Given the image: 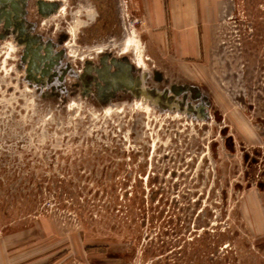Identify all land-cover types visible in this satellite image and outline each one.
I'll return each instance as SVG.
<instances>
[{"label":"rangeland","instance_id":"374dc122","mask_svg":"<svg viewBox=\"0 0 264 264\" xmlns=\"http://www.w3.org/2000/svg\"><path fill=\"white\" fill-rule=\"evenodd\" d=\"M200 1L180 51L131 0H0L4 252L264 264V0Z\"/></svg>","mask_w":264,"mask_h":264},{"label":"crops","instance_id":"0c3cea01","mask_svg":"<svg viewBox=\"0 0 264 264\" xmlns=\"http://www.w3.org/2000/svg\"><path fill=\"white\" fill-rule=\"evenodd\" d=\"M141 10L148 13L149 34L176 36L175 42L180 51L188 47V42L195 45L194 36L205 33L206 22L202 16L204 8L200 0H131ZM194 49V48H193ZM12 240L5 244V252L0 246V264H44L37 254L30 256L29 247ZM13 249L8 252L6 248ZM107 261L102 260L100 264Z\"/></svg>","mask_w":264,"mask_h":264},{"label":"clouds","instance_id":"9594fccd","mask_svg":"<svg viewBox=\"0 0 264 264\" xmlns=\"http://www.w3.org/2000/svg\"><path fill=\"white\" fill-rule=\"evenodd\" d=\"M86 7L90 10L91 22H95V19L99 16L98 10L93 5H87ZM81 16L84 17L85 13L81 12ZM88 26H90V24L87 23V22L79 24L80 28H85V27H88Z\"/></svg>","mask_w":264,"mask_h":264}]
</instances>
